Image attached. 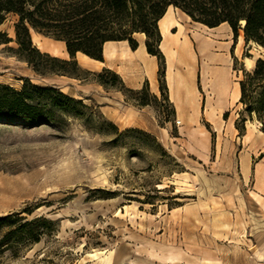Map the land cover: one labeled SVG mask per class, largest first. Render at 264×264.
<instances>
[{"label":"rangeland","instance_id":"1","mask_svg":"<svg viewBox=\"0 0 264 264\" xmlns=\"http://www.w3.org/2000/svg\"><path fill=\"white\" fill-rule=\"evenodd\" d=\"M173 19L183 33L167 37L172 107L158 75L157 95L148 83V100L157 101L142 107L141 95L106 90L93 77L36 74L11 51L18 16L6 15L0 32L13 42L0 46V84L57 87L119 131L92 132L74 119L62 127L0 122V216L55 223L17 257L0 254V264H264V133L257 121L235 127V91L264 49L242 32L234 40L229 26L210 29L177 9ZM207 44L229 60L217 85L200 50Z\"/></svg>","mask_w":264,"mask_h":264},{"label":"trees","instance_id":"2","mask_svg":"<svg viewBox=\"0 0 264 264\" xmlns=\"http://www.w3.org/2000/svg\"><path fill=\"white\" fill-rule=\"evenodd\" d=\"M179 10L193 22L210 29L227 24L234 40L242 32L246 44L254 43L264 49V0H0V26L6 15L16 14L15 56L24 61L36 74L60 76L78 81L93 77L106 90L141 95L138 105H151L148 100V82L141 90L126 87L114 71L103 68L100 72L83 70L75 59L82 53L92 60L103 62V46L107 42H127L132 51L139 43L136 35L144 36L146 52L157 59L159 90L163 102L172 107L165 95L166 65L160 50L162 35L159 20L169 7ZM30 29L65 44L69 59L51 57L41 53L32 43ZM13 40L0 32V46ZM239 117L235 127L244 130L246 121H257L264 133V57L255 61L250 71H243L239 81ZM171 110V115H174ZM68 119L79 120L87 130L101 133L108 125L101 114L83 104L81 100L63 93L54 86H37L24 80L20 90L0 84V122L5 124L49 123L64 126ZM133 132L135 130H129ZM151 137V136H150ZM30 214V213H28ZM55 223L46 217L32 220L19 213L0 216V254L11 252L17 257L23 249L51 233Z\"/></svg>","mask_w":264,"mask_h":264},{"label":"bare ground","instance_id":"3","mask_svg":"<svg viewBox=\"0 0 264 264\" xmlns=\"http://www.w3.org/2000/svg\"><path fill=\"white\" fill-rule=\"evenodd\" d=\"M173 12L174 8L169 7L164 14V16L159 20L158 22V27L162 35V42L160 44V50L165 55L166 57V75L165 79L167 82V86L173 90V85H174V77H173V72H172V55L173 51L170 49L167 43V37L169 34L172 35L171 30L173 29H178L179 33H183V27L180 25L177 21L173 19ZM225 26L228 27L227 24H224ZM229 28V27H228ZM30 35H31V40L33 45L40 50L41 52H49L52 56H58L62 55L64 58L68 59V53L65 48V44L60 41H55L53 39L44 37L33 30L30 29ZM11 37L14 36V32L11 31ZM254 44V43H252ZM259 47V46H258ZM201 52L205 53V56L210 62V66L207 68V76L211 77L213 79V83L215 85L220 84L223 82L225 78V74L223 72L224 66L223 64L229 62L227 57L220 58L215 51H212L210 49V46L204 45L201 47ZM105 53L107 56H113L114 55V46L113 45H107L105 47ZM77 62L80 66L83 67H91L93 69L97 68L99 69L100 66L102 65L101 62L95 61L87 57L86 55L82 53H78L77 55ZM222 63V64H219ZM213 67V69H212ZM235 97L236 99L240 98V89L239 86L237 87L235 91ZM257 123V122H256ZM259 124V123H258Z\"/></svg>","mask_w":264,"mask_h":264},{"label":"crops","instance_id":"4","mask_svg":"<svg viewBox=\"0 0 264 264\" xmlns=\"http://www.w3.org/2000/svg\"><path fill=\"white\" fill-rule=\"evenodd\" d=\"M224 25V24H222ZM220 25V26H222ZM107 45L114 46V55L107 56L105 53V47ZM40 51V50H39ZM49 53V52H45ZM76 54L75 58L77 60ZM56 57H60L59 55ZM63 59L64 56H62ZM99 69L93 70L100 71L103 68L110 69L116 72L124 84L132 89L139 88L147 81L150 87L153 89V94L157 95V71L158 62L153 56H150L146 52L144 41L139 44L137 50L132 51L127 42H107L103 46V62ZM170 97V94H169Z\"/></svg>","mask_w":264,"mask_h":264}]
</instances>
